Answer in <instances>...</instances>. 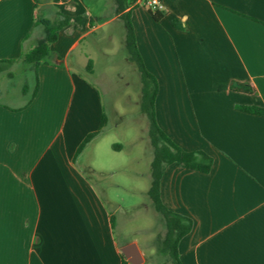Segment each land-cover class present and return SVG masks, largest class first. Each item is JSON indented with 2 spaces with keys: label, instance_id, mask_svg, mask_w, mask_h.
Masks as SVG:
<instances>
[{
  "label": "crops",
  "instance_id": "obj_1",
  "mask_svg": "<svg viewBox=\"0 0 264 264\" xmlns=\"http://www.w3.org/2000/svg\"><path fill=\"white\" fill-rule=\"evenodd\" d=\"M73 1L0 0V61L34 47L38 5L46 19L50 6L83 15ZM147 1L127 0L126 11L157 82V124L182 150L213 160L207 175L171 165L161 177L162 204L192 222L179 261L264 264V117L235 108H264V0H159V22ZM89 33L88 24L62 29L33 69L30 104H0V264H122L121 248L135 243L116 240L114 211L76 166L102 114L98 93L70 68ZM231 82L254 93L231 91Z\"/></svg>",
  "mask_w": 264,
  "mask_h": 264
},
{
  "label": "rangeland",
  "instance_id": "obj_2",
  "mask_svg": "<svg viewBox=\"0 0 264 264\" xmlns=\"http://www.w3.org/2000/svg\"><path fill=\"white\" fill-rule=\"evenodd\" d=\"M82 3L86 11L80 16L90 19L92 25L88 24L90 33L72 53L75 63L70 68L98 93L106 121L97 139L78 155L76 166L96 186L107 208L114 211L116 240L121 244L135 242L141 250L142 264H174L164 250V221L148 196L153 156L149 121L140 106V73L124 46L123 20L116 14L114 0ZM62 7L50 6V21L59 19ZM67 8L74 9V1ZM43 12L38 5V28L30 39L33 46L44 40L40 23L45 19ZM33 69L17 62L0 74V104L14 108L29 100Z\"/></svg>",
  "mask_w": 264,
  "mask_h": 264
},
{
  "label": "trees",
  "instance_id": "obj_3",
  "mask_svg": "<svg viewBox=\"0 0 264 264\" xmlns=\"http://www.w3.org/2000/svg\"><path fill=\"white\" fill-rule=\"evenodd\" d=\"M38 2V0H36ZM116 4V14L120 15L125 28L124 46L129 55V60L134 62L137 66L138 72L142 80L141 89V110L146 115L149 121V140L152 146V160L150 165L151 184L148 191V196L152 201L153 209L159 213L164 221L166 234L163 240L164 250L169 253L174 264H181L177 254V245L179 241L186 236L192 229V222L190 219L169 211L161 202L160 198V181L161 177L168 166L175 165L185 170L194 171L203 175L209 174L213 160L203 151H184L159 128L156 118L154 103L157 96V82L155 78L145 69L142 59L136 47L133 27L130 22L129 11L127 10V0H114ZM153 20L159 22L162 18L161 13H152L149 11ZM57 21H50L43 19L40 21L44 40L39 41L34 47L23 53L17 61L3 60L0 61V74L6 72L14 63L21 62L26 65L38 66L41 62H45L50 56V46L58 39L59 32L65 27L76 24L83 28L85 25H92V21L84 16L69 17L63 14L58 15ZM175 28L182 29L177 26L175 21H172ZM73 26V25H72ZM90 66V61L88 62ZM230 90L235 92L253 94L254 90L246 85L237 82L230 83ZM38 88L37 80L33 92L27 105L33 100ZM25 91V88H24ZM236 110L264 117V108L258 106L240 105L235 107ZM21 110V109H19ZM106 118L104 113L101 114L99 129L95 133H91L85 137L83 142L77 149V153L82 152L85 146L92 141L101 131L105 124ZM123 263L127 264L122 255Z\"/></svg>",
  "mask_w": 264,
  "mask_h": 264
},
{
  "label": "water",
  "instance_id": "obj_4",
  "mask_svg": "<svg viewBox=\"0 0 264 264\" xmlns=\"http://www.w3.org/2000/svg\"><path fill=\"white\" fill-rule=\"evenodd\" d=\"M122 255L130 264H142L143 259L135 243H129L121 248Z\"/></svg>",
  "mask_w": 264,
  "mask_h": 264
},
{
  "label": "built area",
  "instance_id": "obj_5",
  "mask_svg": "<svg viewBox=\"0 0 264 264\" xmlns=\"http://www.w3.org/2000/svg\"><path fill=\"white\" fill-rule=\"evenodd\" d=\"M145 6L152 13H161L164 10V7L159 0H148Z\"/></svg>",
  "mask_w": 264,
  "mask_h": 264
}]
</instances>
